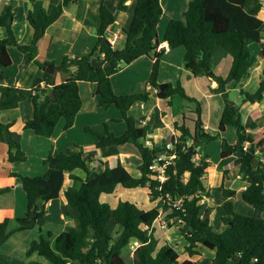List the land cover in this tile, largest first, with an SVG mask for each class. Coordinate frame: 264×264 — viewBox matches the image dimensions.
<instances>
[{"label": "trees", "instance_id": "1", "mask_svg": "<svg viewBox=\"0 0 264 264\" xmlns=\"http://www.w3.org/2000/svg\"><path fill=\"white\" fill-rule=\"evenodd\" d=\"M78 1L62 0L58 4H51L41 9L37 16L29 11L28 22L33 38L27 45L20 43L14 32L11 7L0 14V31H4V36L0 37V114L19 109L27 98L25 87H2L6 80L5 70L13 66L9 48L28 55L33 61L48 28L60 19L65 7ZM127 9L125 2H122L116 11H112L107 0H101L97 49L81 59L64 58L59 67L67 77L62 83L55 84L53 77L43 71L45 64L40 65L45 86L39 85L33 90L34 114L24 124L23 131L49 139L61 120L65 122L64 131L69 130L83 106L80 83L95 84L98 107L118 109L127 128L119 136L110 132L106 125L102 134L89 128L85 131L95 135L98 149L134 145L142 159L140 177H134L121 160L116 166L100 171L90 168V160L84 158L82 152H50L44 162L48 166L44 175L32 177L11 173L12 177L21 180L28 205L25 216L0 221V248L14 233L37 228L40 229V237L30 244L26 253L28 260L37 256L47 264H197L189 259L181 262L180 255L172 246L167 242L159 243L154 232L163 216L170 228L187 227L186 252L190 258L199 255L197 248L203 246L215 252L210 264H264V162L257 167L254 165L258 155L264 153V126L260 127L255 122L244 124L241 110L244 104L254 106L264 99V70L254 94L241 90L244 98L240 104H231L229 98L230 90L248 77L258 60L264 61V0H192L182 20L169 21L164 36L170 50H184L185 68L193 77L205 76L209 84L217 83L216 89H210L213 94L220 95L224 102L218 137L225 134L228 128L236 130L234 144L221 137V158L235 156L238 159L239 173L243 182L248 184L240 197L254 212L251 216L238 212L237 191L223 186L222 194L226 202L221 217L222 231L217 230L208 217L202 216V202L208 197L203 177L211 165L201 147L216 137L205 131L201 105L186 93L181 83L160 82L161 60L165 54L164 49L158 50V27L165 16L161 0H138L130 28L122 30L124 46L113 47L108 41L109 30L116 24L118 13ZM252 45L259 47L257 56L252 52ZM218 51L232 60L225 77L217 75L213 69V57ZM97 52L101 54L99 61L103 66L92 64ZM143 57L153 60L149 86L155 93L146 90L117 95L112 88L111 78L123 66ZM176 98L196 105L192 112L196 115L194 130L185 122L176 123L179 139L172 138L173 151L150 148L146 144L149 128L138 124L136 106L142 103L149 110L157 99L166 100L172 106ZM12 128L13 123L0 121V143L5 135L10 163L26 162L27 156ZM187 139L192 145H187ZM162 153L173 156L165 169L164 181L150 170ZM76 172H83L85 177ZM227 174L228 171H225L224 179ZM67 180L70 181L69 185H66ZM118 187L148 189L155 207L144 210L132 202H120L112 207L102 201L105 195H112ZM10 190L6 188L0 191V195ZM62 193L66 206L70 210H77V216L69 217L65 230L58 235L51 231L43 234L47 224V204L60 199ZM179 199H183V203L176 208L173 203ZM13 223L16 226L11 230ZM115 227L120 230L117 237L112 233ZM135 241L139 246L131 260L127 261L124 251Z\"/></svg>", "mask_w": 264, "mask_h": 264}, {"label": "crops", "instance_id": "2", "mask_svg": "<svg viewBox=\"0 0 264 264\" xmlns=\"http://www.w3.org/2000/svg\"><path fill=\"white\" fill-rule=\"evenodd\" d=\"M61 1L62 0H34V1L32 0H0V14H2L7 7L9 6L11 7L12 13H13L12 21H13L14 32L19 42L27 45L31 43L32 38H33V35L31 33V28L28 22L29 11H31L35 16H37L41 9L48 8L51 4H58ZM137 1L138 0H107V4L112 11H116L122 2H125V5L128 7L126 12L118 13L116 24L114 25V27H112L109 30V37L112 35H115L117 37L116 46L118 48H122L124 46L125 35L122 30L123 29L128 30L130 28L132 21H133L134 11L137 5ZM163 1L164 0H161L162 7H163ZM185 1L189 6L192 0H185ZM100 3H101V0H79L75 4L65 7L63 15L60 17V19L56 23H54L51 27L48 28L45 37L42 39V41L40 42V45L38 46V54L33 61L29 59L28 55L19 53L14 48H9V53H10V49H14L17 53L23 55L20 58L22 63L24 64L27 63L26 60L28 59V63H30L31 67L32 65H35L38 69V72L37 73L31 72L29 75V78L23 79V77H20L21 73L14 71V70H11L9 71V73H6V70H5L6 80L2 83L3 89L8 85H15L17 87H25L27 89V98L25 101H23L20 104L19 109H17V111L20 113L19 115L12 114L7 119L4 116L5 121H3L1 115L5 112H2L0 114V121L2 123L4 124L13 123L12 130L15 131L17 134L19 131H21V135H18V136L22 138V143L20 142L19 137H18V140H19L22 150L25 152L27 156V161L23 163H10L8 161L9 149H8L7 137L4 135L0 143V191L6 188H10L11 190L5 194L0 195V221H3L5 219H14L18 217H23L25 216L26 211H27L28 200H27L26 193L24 192L22 182L19 178L12 177L11 173H17L20 175L32 176V177L44 175L48 170V166L45 165L44 162L49 156L50 152H53L54 154L59 153V152H65L67 154H76V153L82 152L84 158L90 160V164L92 166V167L90 166V168L93 169V166L99 164L98 167H94V168H96L97 170H99L98 168H100L101 171H103L106 167L116 166L118 164V161L121 160L125 168L134 177L139 178L141 175L139 171V166L141 164L142 159L135 146H133V149L131 150L132 152L130 153H127V152L120 153L119 150L117 151L111 150L114 147L118 149L117 146L108 147L105 149H98L96 147L95 135H93L92 133H87L86 131H85L86 132L85 134H87V137H83L80 140H76L73 138V136H77V135L80 136V134H76L75 130L77 129L79 123H81V120L85 118V116L89 114L94 115L92 113L93 111L96 112L99 109H104V108H99L97 105V98L95 96V91H96L95 84L80 83V93H81V98L83 101V106L80 111V114L76 118L74 126L70 128L69 130L64 131V125H65V122H64V125L62 126L59 132L56 133V130H55L53 136L45 140H42L43 139L42 137L40 138L39 136H36L34 133L29 134L27 131H23L24 124L28 120L32 119L33 114H34V107H33V101H32L33 90L39 85H41L42 87L45 86L44 82H42V77L40 73L43 71L47 72V70H49V67H52L53 71L51 73L49 72L47 73L53 77L52 80L55 84H60L67 77V74L59 67L64 58L67 57L70 60L81 59L83 57L93 54V52L97 49V43H98L97 29L99 27ZM186 11L187 10L184 9L178 15L176 13H172L168 17L167 15H165L158 27V39L160 42L159 46L165 51L164 57L161 60V70H160V82L161 83H172L174 85H176L177 83L182 84V77H185V76L186 78L189 77L186 75V73L189 74L190 77H193L191 73L185 68L184 62L182 66L180 63H177L176 61L173 60L172 55H174V53H178L180 59L182 58V56L184 58L183 53L175 52V50L173 51L170 50L167 43L164 41V36H165L166 28H167L169 21L172 19L182 20L184 18L183 17L184 13ZM164 13H165V10H164ZM263 13H264V10H263ZM263 43H264V37H263ZM253 48L256 50V53L258 55L259 47L257 45H252V50ZM97 53L93 56V58L97 55ZM218 55H220L226 60L228 67L230 68L232 60L230 58L228 59L226 56H224V53L220 51H218L214 56L217 57ZM42 64H45V66L43 67V71L40 68V65ZM46 64L53 65V66H46ZM217 64L218 63H215L213 61V65H215V67L213 66V69L217 67ZM13 65H15L14 60H13ZM152 66H153L152 58L143 57V58L136 60L132 64L128 65L126 70L123 71L122 69L118 73L119 75L116 74L111 78L112 88L114 89V92L119 96L126 95V94H134L135 92L137 93V90H134V88L139 86V84H137L138 82H142V83L147 82L146 83L147 90L151 91L154 94L155 91L149 86V78L151 75ZM166 66L171 67L172 77L170 79L164 80L162 79V69L165 68ZM263 70H261V72ZM261 72H259V74L257 73L254 74L255 72H252V69H251L249 71L248 77L244 79L239 85L244 83L245 86H242V88L243 87L247 88V85L249 87L251 84H255L256 80L258 81V84H259ZM30 79L34 81L35 84L29 88L28 84H30L29 83ZM116 82L120 84L119 85L120 93H118L115 90ZM82 86L86 88L85 91L91 93V97H92L90 108L87 110H85V107H84L85 103L83 100V94L81 92ZM209 87L212 89H216L218 86H217V83L211 82ZM130 91L131 93H129ZM216 96H220V95H216ZM161 101L167 102V107L171 111L167 112L165 109L160 110L159 106H160ZM187 103L182 99L176 98L172 102V106H169L168 101L157 99V101L154 103V105L149 110H146V105L142 103L136 106L135 111L138 115V118H137L138 124L145 125L149 128V136L146 141L147 146H149L150 148L161 149L164 147L163 145L170 143L171 142L170 140H172L173 137H176L177 139L179 138V135L176 133V130H175V124L176 123L182 124L184 122V116L186 112L189 111L190 109L189 107L191 105V103H189V105H187ZM192 105H195V104L192 103ZM243 107H245L244 108L245 112H243V114L247 116V120H248L246 125L252 122H255L260 127L264 126V99L260 103L254 106L249 105V104H244L242 108ZM187 108L188 110L185 112L184 109H187ZM223 108H224V105H223ZM195 109H196V106H195ZM180 118H182L183 122L180 121ZM169 119H170V122H169ZM203 123H204L205 131L209 133L210 127L208 126V123L204 121ZM86 128H89L92 132L99 133V134H102L105 130V127H104V130L102 129L103 131L101 133L99 128L95 127L94 129H92L88 126V127H85L84 130H86ZM167 133L170 136L169 137L170 140H166L165 135ZM32 135H35V136H32ZM222 136L223 135H221V137ZM222 138H224V136ZM23 142H25L26 144L24 145ZM164 142L165 144H163ZM26 146L27 148H29L28 151L26 149ZM33 149H34L35 155H37L38 157L37 162L39 163V165H41L39 169L37 168L36 173H31L33 169L28 170V168H24L25 166H22L23 164H26L30 161V156L32 154ZM103 152H105V154L104 156L103 155L101 156ZM90 153L92 154L91 156H89ZM205 154L207 153L205 152ZM130 157L132 159H130ZM222 161L229 163V165L225 166L222 169L223 178H224V172L227 171V169L231 171L233 170L232 167L233 168L239 167V161L235 156L229 157L228 159H222ZM208 162L210 163V165L212 164V159L209 156H208ZM260 162H264V153L258 155V157L254 160V165L258 166ZM18 165H21V166H18ZM210 170H213V167H210L208 173L210 172ZM75 174L83 178L85 177V174L83 172H76ZM67 182H70V181L67 180L66 184ZM234 182H232L233 187L235 185ZM203 184H204V187L206 188V192H209L204 178H203ZM247 186L248 184L246 182H240L236 188H233V190L237 191V194H238L237 199L238 197H240V193L243 190H245ZM206 198L208 199L211 198V195L208 194V197H205L203 199L204 205L206 204ZM21 212H23V214ZM207 212L208 211L206 210L205 214ZM76 216H77V210H70L66 206L64 196L61 195L60 199H58L57 201L50 202L47 204V215H46L47 224L43 228V231H44L43 234H46L47 232L51 231V232H54L55 236L58 235L60 232H62L66 228V225L68 223L67 219L69 217H76ZM158 222L160 224V221ZM33 241H31V243ZM30 244L28 245V247L25 248V251L23 254H24V258L26 261L25 262L23 261L22 264H33V263L47 264L42 258L37 257V256H34L32 257V259H29V260L27 259L26 253L29 249ZM4 260H7V257H5Z\"/></svg>", "mask_w": 264, "mask_h": 264}, {"label": "rangeland", "instance_id": "3", "mask_svg": "<svg viewBox=\"0 0 264 264\" xmlns=\"http://www.w3.org/2000/svg\"><path fill=\"white\" fill-rule=\"evenodd\" d=\"M165 10L164 15L170 16V14L172 13H176L177 15L183 11L184 9L187 10L188 8V4L186 3L185 0H164L163 1V7ZM162 28V27H161ZM4 36V32L0 31V37ZM14 49H10V54L12 55V59L15 61V65H13L12 67L6 69V73H9V71L14 70L17 71L20 74V77H23V79H27L29 78V75L31 72H38V69L35 65H30V63H28V59L26 60L27 63H22L21 61V57L23 55L17 53ZM175 52H182L184 55V50L183 49H177L175 50ZM252 52L257 56L256 50L253 48ZM220 54V53H218ZM20 56V57H19ZM173 56V60L176 61L177 63H180L183 66V62H184V58L182 56V58L180 59L178 53H174ZM228 59L231 57L228 55H225ZM153 58V55L151 56ZM215 58V59H214ZM213 61L217 64V67L214 69L215 73L219 76H227L228 75V71H230V68L228 67V64L226 62V60L221 57L220 55H218L217 57L214 56ZM263 62V63H262ZM215 67V65H213ZM127 66H123L122 69L123 71L126 70ZM264 69V61L263 60H258V62L252 67V72H255L254 74H259V72H261V70ZM130 74V73H129ZM119 75V74H118ZM133 75V74H131ZM187 76H189L188 78L182 77V86L185 89L186 93L189 94L190 96L194 97L201 105L202 108V119L204 122L208 123V126L210 127V135L212 137H216V139L212 140L209 143H205L201 149L203 150V153H207V155L212 159V164L211 167H213V170H210V172L203 177L205 180V183L207 184V189L209 190V192H207L208 194L211 195V198H206V204L204 205L203 211H202V216L205 217L207 216L212 223L214 224L215 228L217 230L222 231L223 230V225L221 222V217L223 216V212H224V205L226 202V199L223 197L222 194V185L227 187V188H236L238 186V184L240 182H243L242 176L239 173V169L238 167H232L233 170L229 171V169H227L228 174L226 175V179L223 178V171L222 169L229 165L228 162H223L221 159V153H220V146H221V137L219 138V131H218V126L220 124V120L222 117V108H223V100L220 96H216L212 93V90L210 89V84H209V80L207 77L205 76H199V77H190L189 74L186 73ZM171 76V67L170 66H166L165 68L162 69V79L167 80L170 79ZM262 77V72L260 74V80ZM28 87H32L35 82L32 81L31 79L29 80ZM147 82L142 83V82H138L137 84H139L138 87L134 88V90H137V93H142L144 91L147 90ZM243 84V85H242ZM241 85L236 86V88L232 89L230 91V102H234V103H242V100L244 98V96L241 95V90H243L244 92L250 93V94H254L258 88V81H255V84H251L249 87L247 85V88L242 86H245L244 83H242ZM115 90L120 93L119 91V85L117 82L115 84ZM86 88L82 86V94H83V100H84V107L85 110L90 108V103H91V93L85 91ZM114 90V89H113ZM149 91V90H148ZM131 93V91L129 92ZM136 93V92H135ZM134 93V94H135ZM126 95H130V94H126ZM124 96V95H122ZM206 96V97H205ZM187 103V102H186ZM187 105H189V103H187ZM192 105V103H191ZM190 105V109L189 111L188 108L184 109V111L186 112L185 114V118L186 120H184V122L187 124V126L191 129H194V120L196 119V115L194 113H192V111L195 110V106L196 105ZM243 106V105H242ZM160 110H166L167 112L171 111L169 110V108L167 107V102L165 101H161L160 102V106H159ZM184 108V107H183ZM245 107L241 108L242 110V122L244 124H247V116L243 114V112H245ZM94 115L89 114L87 116H85L84 119L81 120V123H79L77 129L75 130L76 134H80V136H73L74 139L76 140H80L83 137H87V134H85V127H90L92 129L99 128L101 133L104 130L105 125L109 127L110 132L115 133L116 135H121L125 132L127 125L126 122L124 121L123 117L121 116V113L118 109H116L115 107H109V108H104V109H99L96 112L93 111L92 112ZM19 115L20 113L16 110H12V111H5V113H3L1 115L3 121H5V117L6 119L8 117H10L11 115ZM86 114V113H85ZM5 116V117H4ZM180 121L183 122L182 118H180ZM170 122V119H169ZM147 123V122H146ZM64 125V120H61L60 123L58 124L57 128H56V133L59 132L62 128V126ZM103 129V130H102ZM15 130V129H14ZM29 134H33L31 131H27ZM18 135H21V131L18 132L17 134V139H18ZM35 136V135H32ZM224 138L228 141V143L233 144L236 142V130L233 128H228L227 129V133L223 134ZM222 136V137H223ZM166 140H170V136L167 133L165 135ZM41 138V137H40ZM20 142L22 143V138H20ZM48 138H43L42 140H45ZM179 139V138H178ZM176 138V140H178ZM27 140V139H26ZM171 141V140H170ZM19 142V140H18ZM168 142V141H167ZM166 142V143H167ZM172 142V141H171ZM170 142V143H171ZM187 145L190 146L192 145V142L187 139ZM23 144L25 145L26 143L23 142ZM165 144V142L163 143ZM134 145H125L122 147H117L118 149H116L115 147L112 148V151H117L119 150L120 153H130L132 152L131 150L133 149ZM165 146V145H163ZM33 148V147H31ZM27 151L29 150V148H27ZM163 149V148H161ZM105 152H103L101 154V156H104ZM92 154L90 153L89 156H91ZM93 159V158H91ZM130 159H132L130 157ZM38 157L37 155H35L34 149L32 151V154L30 156V161L26 164H23L22 166H25L24 168H28L29 169H33L31 173H36L37 168L39 169L41 165H39V163L37 162ZM91 166V164H89ZM99 164L93 166L94 167H98ZM21 166V165H18ZM17 166V168H18ZM257 166V165H255ZM92 167V166H91ZM35 169V170H34ZM96 169V168H94ZM100 171L101 169L98 168ZM233 172V173H232ZM230 180V181H228ZM235 181V182H234ZM224 182V183H223ZM235 183L234 187H233V183ZM67 184L69 185L70 182H67ZM66 184V185H67ZM241 187V186H239ZM63 195V193H62ZM103 202L108 203L109 205H111L112 207H116L120 202H132L137 204L141 209L144 210H149L153 207H155L156 203H153L151 201V198L149 196V191L148 189H125L122 187H118L116 189V191L112 194V195H105L102 198ZM208 205V206H207ZM237 211L244 214V215H253V208L249 205H247L242 199L241 197H238V203H237V207H236ZM208 211L205 214V211ZM23 214V212H21ZM21 214V215H22ZM69 220V218L67 219ZM160 224L159 222L156 224V231L154 232L155 237L157 238V240L159 241L160 244H162L163 242H167L170 246H172L180 255L179 260L181 262L185 261V260H192L194 262H196L197 264H210L211 260L214 259L215 257V252L214 251H210L206 248H204L203 246H198L197 251L199 253V255L194 256L193 258H190L189 255L186 252V246L188 245L187 240L185 239V235H186V231H187V227L185 225L183 226H175V227H168V228H163L161 227V223H165V219L163 218V216L160 217ZM16 224L13 223L11 226V230H13L15 228ZM67 226V225H66ZM40 229H35L32 231H26V232H19V233H14L11 237L10 240L3 245L0 248V264H22L23 261L25 262V258H24V251L25 248L28 247V245L31 243V241L33 240H38L40 237ZM65 230V229H64ZM118 231L119 228L115 227L113 228V235L115 237L118 236ZM44 232V231H43ZM54 233V232H53ZM134 243L131 245V247L129 249H126L124 251V257L127 261L131 260V258L133 257V250H134ZM7 257V260H4V258Z\"/></svg>", "mask_w": 264, "mask_h": 264}, {"label": "built area", "instance_id": "4", "mask_svg": "<svg viewBox=\"0 0 264 264\" xmlns=\"http://www.w3.org/2000/svg\"><path fill=\"white\" fill-rule=\"evenodd\" d=\"M108 41L111 44V46L114 47V46H116V43H117V37L115 35H112V36L109 37V35H108ZM161 49L162 48H160V46H159V49L158 50L160 51ZM1 92L2 91H0V94H1ZM173 148L174 147H173L172 143H168V144H166L163 147V149H165L167 151H173ZM172 159H173V156L172 155H169L167 153L166 154L165 153L164 154L162 153V154H160L158 156V159L155 160V162L150 166V170L152 172H154V173H157L159 175L160 180L161 181H164L166 179V177H165V169H166L167 165L169 164V162ZM160 162H163V164H161ZM182 203H183V199H179V200L175 201L173 203V205H174V207L179 208V207L182 206ZM202 203H204V202H202ZM161 227L168 228L167 222L161 224ZM134 244L135 245H134L133 253L137 249V247L139 246V243L138 242H135Z\"/></svg>", "mask_w": 264, "mask_h": 264}, {"label": "water", "instance_id": "5", "mask_svg": "<svg viewBox=\"0 0 264 264\" xmlns=\"http://www.w3.org/2000/svg\"><path fill=\"white\" fill-rule=\"evenodd\" d=\"M100 52L97 53V55L92 59V64L94 66H103V63L101 61H99L100 59ZM53 71L52 67H49V70H47V72L51 73ZM231 104H235L234 102H230Z\"/></svg>", "mask_w": 264, "mask_h": 264}]
</instances>
